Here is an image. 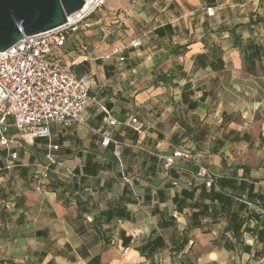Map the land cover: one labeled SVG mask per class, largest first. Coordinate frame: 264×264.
I'll return each mask as SVG.
<instances>
[{"label": "crops", "instance_id": "0c3cea01", "mask_svg": "<svg viewBox=\"0 0 264 264\" xmlns=\"http://www.w3.org/2000/svg\"><path fill=\"white\" fill-rule=\"evenodd\" d=\"M64 52L98 103L0 142V264H264V0H106Z\"/></svg>", "mask_w": 264, "mask_h": 264}, {"label": "built area", "instance_id": "2783aa9c", "mask_svg": "<svg viewBox=\"0 0 264 264\" xmlns=\"http://www.w3.org/2000/svg\"><path fill=\"white\" fill-rule=\"evenodd\" d=\"M105 4L106 0H86L81 9L67 17L64 25L44 33L25 35L18 43L0 52V142H10L8 134L11 130L31 140L49 139L52 124L64 127L86 124L85 109L98 103L97 97L90 94L96 81L86 75L78 76L73 66L65 62L62 50L68 40L90 26L92 18ZM208 14L212 16L213 9H208ZM139 45L138 41L132 43L134 48ZM75 48L80 52L88 50L79 42ZM101 110L105 114L104 123L116 126L117 121L110 112L103 106ZM132 124L138 132L143 131L144 124L137 119L133 118ZM97 133L102 136L103 147L119 144L110 129L102 127ZM49 148L58 150L54 144ZM17 157L16 153L11 156L12 160ZM48 158L51 164L57 163L52 154ZM176 159L193 161L190 153L178 150L165 157L166 167L169 168ZM48 177V172L41 178L33 177L31 184L42 191ZM197 177L205 180L208 187L215 181L204 166H199Z\"/></svg>", "mask_w": 264, "mask_h": 264}, {"label": "water", "instance_id": "95a60500", "mask_svg": "<svg viewBox=\"0 0 264 264\" xmlns=\"http://www.w3.org/2000/svg\"><path fill=\"white\" fill-rule=\"evenodd\" d=\"M86 0H0V52L25 35L44 33L64 25Z\"/></svg>", "mask_w": 264, "mask_h": 264}, {"label": "trees", "instance_id": "16d2710c", "mask_svg": "<svg viewBox=\"0 0 264 264\" xmlns=\"http://www.w3.org/2000/svg\"><path fill=\"white\" fill-rule=\"evenodd\" d=\"M74 70H79L81 69L82 71H86L88 68V63L87 62H83L82 64L78 65V66H73ZM76 72V71H75ZM78 75V74H77ZM81 76V75H78ZM54 185V184H52Z\"/></svg>", "mask_w": 264, "mask_h": 264}, {"label": "rangeland", "instance_id": "374dc122", "mask_svg": "<svg viewBox=\"0 0 264 264\" xmlns=\"http://www.w3.org/2000/svg\"><path fill=\"white\" fill-rule=\"evenodd\" d=\"M64 55H65L64 58H65L66 61H68L70 59V57H71V55L67 56L65 52H64Z\"/></svg>", "mask_w": 264, "mask_h": 264}]
</instances>
